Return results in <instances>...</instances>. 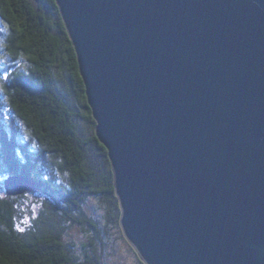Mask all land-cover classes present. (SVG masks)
Here are the masks:
<instances>
[{
	"label": "water",
	"instance_id": "water-1",
	"mask_svg": "<svg viewBox=\"0 0 264 264\" xmlns=\"http://www.w3.org/2000/svg\"><path fill=\"white\" fill-rule=\"evenodd\" d=\"M56 2L142 259L264 264V0Z\"/></svg>",
	"mask_w": 264,
	"mask_h": 264
},
{
	"label": "trees",
	"instance_id": "trees-1",
	"mask_svg": "<svg viewBox=\"0 0 264 264\" xmlns=\"http://www.w3.org/2000/svg\"><path fill=\"white\" fill-rule=\"evenodd\" d=\"M0 89L6 94V102L0 99V182L6 192L0 195V264H99L85 243L79 248L68 237L73 224L100 228L80 211L81 202L101 197L108 233L121 229L122 212L109 151L96 134L56 0H0ZM13 176L32 179L38 189L8 194L5 181ZM28 195L42 196L31 225L20 212Z\"/></svg>",
	"mask_w": 264,
	"mask_h": 264
},
{
	"label": "rangeland",
	"instance_id": "rangeland-1",
	"mask_svg": "<svg viewBox=\"0 0 264 264\" xmlns=\"http://www.w3.org/2000/svg\"><path fill=\"white\" fill-rule=\"evenodd\" d=\"M7 72L9 71H5L1 75L2 79L7 76ZM0 99L3 102H6L5 91H2L1 89ZM82 127L86 131H90L87 125ZM1 188L3 187L0 182V195L6 194V192ZM41 197V195H38L37 197H34V195H28V198H24L20 202V212L26 225L34 223L38 213V209H36V201H39ZM101 200V197L98 196H87L86 200L81 202L80 210L86 214V217L99 222V230L94 229L88 224H73L71 230L68 232V237L74 240V242L78 244L79 248H82V244L85 243V250L89 251L92 255L97 256L99 264H144L139 261L138 257H142L127 239L122 225H120L121 229L119 228V230L114 227L112 230L115 231L111 230L109 233L108 231H106L107 233L105 232V221L103 220L104 216L103 213H101L102 209L99 206L101 204Z\"/></svg>",
	"mask_w": 264,
	"mask_h": 264
}]
</instances>
